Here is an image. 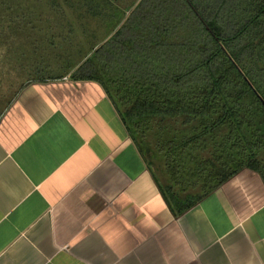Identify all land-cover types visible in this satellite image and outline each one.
<instances>
[{
  "label": "crops",
  "instance_id": "crops-1",
  "mask_svg": "<svg viewBox=\"0 0 264 264\" xmlns=\"http://www.w3.org/2000/svg\"><path fill=\"white\" fill-rule=\"evenodd\" d=\"M46 67L0 115V264H264L256 173L176 214L103 88Z\"/></svg>",
  "mask_w": 264,
  "mask_h": 264
},
{
  "label": "trees",
  "instance_id": "trees-1",
  "mask_svg": "<svg viewBox=\"0 0 264 264\" xmlns=\"http://www.w3.org/2000/svg\"><path fill=\"white\" fill-rule=\"evenodd\" d=\"M63 2L104 29L62 70L103 88L176 214L243 170L264 182V0Z\"/></svg>",
  "mask_w": 264,
  "mask_h": 264
},
{
  "label": "rangeland",
  "instance_id": "rangeland-1",
  "mask_svg": "<svg viewBox=\"0 0 264 264\" xmlns=\"http://www.w3.org/2000/svg\"><path fill=\"white\" fill-rule=\"evenodd\" d=\"M63 1L0 0V115L14 94L10 88L18 86L15 74L44 70L46 63L47 72H63L61 59L67 56L63 67L73 65L102 39V23L84 19Z\"/></svg>",
  "mask_w": 264,
  "mask_h": 264
}]
</instances>
